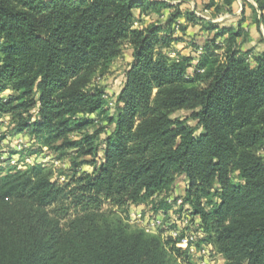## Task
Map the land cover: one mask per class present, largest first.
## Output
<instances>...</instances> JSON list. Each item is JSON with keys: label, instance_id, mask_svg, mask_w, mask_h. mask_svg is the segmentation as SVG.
<instances>
[{"label": "trees", "instance_id": "1", "mask_svg": "<svg viewBox=\"0 0 264 264\" xmlns=\"http://www.w3.org/2000/svg\"><path fill=\"white\" fill-rule=\"evenodd\" d=\"M236 1L205 9L234 14ZM252 1L259 49L246 47V6L226 23L184 1L0 0V126L8 117L71 164L66 181L41 164L0 169V264H196L179 239L126 216L168 212L158 198L180 178L197 246L264 264V0ZM124 45L132 58L110 99L95 80Z\"/></svg>", "mask_w": 264, "mask_h": 264}, {"label": "rangeland", "instance_id": "2", "mask_svg": "<svg viewBox=\"0 0 264 264\" xmlns=\"http://www.w3.org/2000/svg\"><path fill=\"white\" fill-rule=\"evenodd\" d=\"M186 2L197 15L205 17L209 20L215 22H226V23H235L240 19L243 8L246 6V2L254 3L252 0H237L234 4V14L229 13L228 11H223L222 13H217L214 9L206 10L205 4L210 3V0H188ZM216 2H221L222 0H215ZM185 2V1H184ZM246 13H245V22H243V26L247 29H250V36L253 39V43L256 49L260 48L259 46V36L256 32V28L253 25L252 18H251V9L246 6ZM149 17L145 16L142 19V22L145 24L149 22ZM140 22H138V25ZM206 33L200 30V26H190L188 30V39L193 38L197 43H202L205 40ZM250 37V38H251ZM252 43V42H251ZM250 43V45H252ZM185 47V44H180L177 46V50L182 54H191L192 49L188 45ZM200 54V51L198 52ZM131 48L128 45L123 46V54L116 59L110 67V70L105 73L103 76H99L95 80V85L102 86L105 91L107 92L109 98L111 99L114 93H117L121 87V84L124 80V72L131 61ZM5 94V93H4ZM177 116L181 117H188L190 113L185 111H180L176 114ZM10 119L8 117H4V123L0 126V169L7 170L9 167H16L18 169H25L30 165L41 164L47 167H52L55 171V176L59 178L61 181H66L67 177L71 175V164L68 158L66 159H59V157L53 153L48 148H42L39 150L40 145L36 139L31 137L28 133L24 132L22 134H14L13 126L9 124ZM191 125H195V121L190 120L189 122ZM20 146V147H19ZM261 155L264 156V150L261 151ZM34 163V164H33ZM87 170H90L87 166L84 167ZM185 185L186 180L180 178L175 187L169 193L163 194L158 201L162 199H166L168 196L172 199L183 198L185 195ZM168 203V202H167ZM173 206V205H172ZM171 206V209L167 212V218L175 220L178 217V210L179 207ZM187 209V208H186ZM185 209V210H186ZM143 211L144 214L149 215L151 218H158L161 216L163 211H154L151 209L150 206L141 205V206H130L126 212V216L129 219ZM187 213V212H186ZM189 213H187L188 215ZM173 221V220H172ZM195 230V229H194ZM165 229L161 228L156 231L157 234L165 235ZM198 231L195 230V234L200 237L197 233ZM201 239V238H200ZM205 252H201L202 249ZM199 254L194 253L192 254L193 260L196 264H224V259L221 255L217 254L215 251L211 250V247L208 245H202L198 248Z\"/></svg>", "mask_w": 264, "mask_h": 264}, {"label": "built area", "instance_id": "3", "mask_svg": "<svg viewBox=\"0 0 264 264\" xmlns=\"http://www.w3.org/2000/svg\"><path fill=\"white\" fill-rule=\"evenodd\" d=\"M165 201L168 202V204H171L175 207L177 206L179 208L183 205L182 197L172 199L167 196ZM161 211L163 212L158 218H151L149 215L144 214L143 211H140L139 213L133 215L130 219L129 217L127 218L130 224L139 226L140 228L144 229L147 233H156L158 229L164 228L166 232L165 235H162L163 238L166 239L168 237H172L174 239H179L180 245L183 250L187 251L191 255L194 253L199 254V247L197 245L200 241V238H203V234L201 232H197L200 237L195 234V230L193 228L194 226L189 225V218L186 213L181 216L177 214L179 219L177 218L175 220L174 218H167L166 211ZM203 250L204 249H202L201 252Z\"/></svg>", "mask_w": 264, "mask_h": 264}, {"label": "crops", "instance_id": "4", "mask_svg": "<svg viewBox=\"0 0 264 264\" xmlns=\"http://www.w3.org/2000/svg\"><path fill=\"white\" fill-rule=\"evenodd\" d=\"M181 1H185V2H189L188 0H173V3H177V2H181ZM139 14L138 13H136V16H138ZM145 18V16L143 15L142 16V19H144ZM252 45H250V44H247L246 45V47H253V46H255L254 44H256L255 42L253 43V41H252V43H251ZM261 46V45H260ZM259 49V48H258Z\"/></svg>", "mask_w": 264, "mask_h": 264}, {"label": "water", "instance_id": "5", "mask_svg": "<svg viewBox=\"0 0 264 264\" xmlns=\"http://www.w3.org/2000/svg\"><path fill=\"white\" fill-rule=\"evenodd\" d=\"M260 20H262V17L260 16ZM215 22V21H214Z\"/></svg>", "mask_w": 264, "mask_h": 264}]
</instances>
